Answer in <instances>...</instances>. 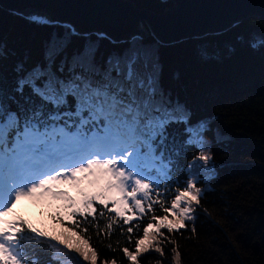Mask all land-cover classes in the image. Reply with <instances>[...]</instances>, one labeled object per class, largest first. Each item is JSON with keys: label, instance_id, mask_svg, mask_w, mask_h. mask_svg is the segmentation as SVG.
<instances>
[{"label": "snow or ice", "instance_id": "obj_1", "mask_svg": "<svg viewBox=\"0 0 264 264\" xmlns=\"http://www.w3.org/2000/svg\"><path fill=\"white\" fill-rule=\"evenodd\" d=\"M24 18L39 26L54 23L39 13ZM61 27L63 34L53 33L45 43L42 62L30 65L27 57L14 61L10 81L2 65L13 59V53L0 41V264H40L36 249L44 244L58 264H71L69 253L97 264L98 253L83 235L88 229L81 227L88 216L95 219L97 202L115 213L105 234L113 223L123 221L129 225V241L134 228L140 227L132 221L153 212L152 222L135 240L134 250L122 249L130 264H140L139 258L149 251L164 254L163 245L171 241L161 229L172 232L185 227L184 221L193 218L192 203H199L201 190L194 179L183 190H176L169 207L164 206L161 192L155 191L153 196V184L159 188V177L166 176L172 164L170 155H165L167 129L183 125L182 146L200 149L188 165L195 176L207 171L212 160L204 151L208 122L192 123L185 106L161 89L160 42L154 36L152 43H145V32L132 34L119 42L124 45L122 52H113L101 64L97 61L101 41H117L105 32L81 36L71 25ZM73 37L85 42L69 53ZM224 37L225 52L237 47L264 51V32L245 34L239 24L204 40ZM196 54L210 60L220 55V49L202 42ZM197 160L202 163L196 164ZM68 187L76 190L78 198ZM22 198L60 202L64 211L54 219L63 231H48L15 215L14 205ZM154 204L160 205L163 216L154 214ZM65 214L72 220L71 227L64 226ZM76 217L83 220L73 219ZM174 255L179 264L180 253L174 250ZM102 264L117 262L112 259Z\"/></svg>", "mask_w": 264, "mask_h": 264}, {"label": "trees", "instance_id": "obj_2", "mask_svg": "<svg viewBox=\"0 0 264 264\" xmlns=\"http://www.w3.org/2000/svg\"><path fill=\"white\" fill-rule=\"evenodd\" d=\"M132 1L157 13L174 3L173 0ZM34 13L45 14L53 25L31 24L24 18L29 14L0 3V41L13 53V59L2 65L9 81L16 59L27 57L30 65L43 61L45 43L53 33L63 34L62 25H71L81 36L105 32L117 41V44L101 41L97 53L101 64L113 52H122L124 45L119 42L129 37H118L104 26L82 29L67 21L54 20L47 12ZM142 24L145 43H152L153 36L160 42L161 89L174 102L185 106L192 114V123L208 122L204 150L211 154L212 160L207 171L193 176L188 165L200 149L191 147L184 159L183 173L187 177L186 184L192 178L201 190L199 203L194 201L191 205L193 218L186 219L185 227L178 230L161 229L171 241L163 245L164 254L149 251L139 258L140 264H176L174 250L180 253L179 264H264V51L237 47L228 53L223 50L227 37L204 40L223 31L163 42L147 23ZM237 24L245 34L264 32V16L253 15ZM84 42L80 37H73L69 53L82 48ZM202 42L220 49V55L202 60L196 54ZM196 164L201 162L197 160ZM186 184L177 186L175 191L183 190ZM164 214L160 209L155 215ZM168 216L174 219L171 213ZM150 222L152 218L133 230L132 241L128 240L127 227H114L105 234L108 224L105 221L99 228L95 224L88 225V232L83 235L90 238L89 244L98 253L97 264L112 259L117 264H130L122 249L134 250L135 240L143 235V228ZM55 231H63L60 224L57 223ZM42 250L46 260L43 264H58L51 260L53 253L47 245ZM69 255L71 264H88L77 260L72 253Z\"/></svg>", "mask_w": 264, "mask_h": 264}, {"label": "water", "instance_id": "obj_3", "mask_svg": "<svg viewBox=\"0 0 264 264\" xmlns=\"http://www.w3.org/2000/svg\"><path fill=\"white\" fill-rule=\"evenodd\" d=\"M173 1L162 13L140 7L132 0H0V3L26 14L47 12L54 20L67 21L82 29L104 26L118 37L140 31L139 22L144 19L163 42L222 32L247 17L264 16V0Z\"/></svg>", "mask_w": 264, "mask_h": 264}, {"label": "rangeland", "instance_id": "obj_4", "mask_svg": "<svg viewBox=\"0 0 264 264\" xmlns=\"http://www.w3.org/2000/svg\"><path fill=\"white\" fill-rule=\"evenodd\" d=\"M42 15H45V14H42ZM142 22L147 23L146 20H144V19H141V20H140V22H139V29H140V31H142L143 29H145V28H143V24H142ZM72 24H73V23H72ZM158 39L161 40L160 37H158ZM218 135H220V132L218 133ZM205 137H206V134L204 135V141H205ZM204 151L207 152L206 149H205ZM199 162H201V161H199ZM201 163H202V162H201ZM209 167H210V164H208L207 168H209Z\"/></svg>", "mask_w": 264, "mask_h": 264}]
</instances>
